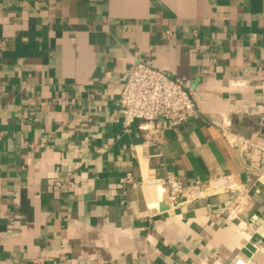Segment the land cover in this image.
Masks as SVG:
<instances>
[{"label":"crops","instance_id":"obj_1","mask_svg":"<svg viewBox=\"0 0 264 264\" xmlns=\"http://www.w3.org/2000/svg\"><path fill=\"white\" fill-rule=\"evenodd\" d=\"M135 63L197 113L124 131ZM262 166L264 0H0V264H264Z\"/></svg>","mask_w":264,"mask_h":264},{"label":"built area","instance_id":"obj_2","mask_svg":"<svg viewBox=\"0 0 264 264\" xmlns=\"http://www.w3.org/2000/svg\"><path fill=\"white\" fill-rule=\"evenodd\" d=\"M118 102L122 109L121 126L124 131L135 121L152 124L153 129L157 131L161 128L159 116L167 119L171 125H178L197 113L194 101L180 83L142 63L129 67ZM223 135L233 148L240 151L246 148L248 141L233 135L228 129L223 130ZM259 172L264 173V166ZM130 181L129 176L120 179L121 183ZM148 183L168 187L163 202L171 209L183 203L205 199L212 193L207 184L199 181L182 183L170 173L162 179L145 184ZM232 264H245V261L237 258Z\"/></svg>","mask_w":264,"mask_h":264}]
</instances>
